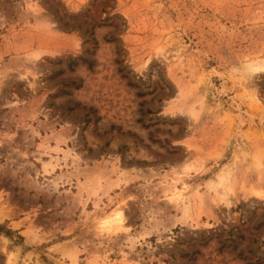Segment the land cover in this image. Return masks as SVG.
<instances>
[{
	"label": "rangeland",
	"instance_id": "374dc122",
	"mask_svg": "<svg viewBox=\"0 0 264 264\" xmlns=\"http://www.w3.org/2000/svg\"><path fill=\"white\" fill-rule=\"evenodd\" d=\"M254 190L264 0H0V264H264Z\"/></svg>",
	"mask_w": 264,
	"mask_h": 264
},
{
	"label": "bare ground",
	"instance_id": "6f19581e",
	"mask_svg": "<svg viewBox=\"0 0 264 264\" xmlns=\"http://www.w3.org/2000/svg\"><path fill=\"white\" fill-rule=\"evenodd\" d=\"M223 179H224L223 176H220V182H222ZM253 192H254V194H256V195H258V196H260V195L264 196V193H262L261 190H258V191H255V190H254ZM120 213H121V212H119V215H120ZM119 219L121 220V215H120Z\"/></svg>",
	"mask_w": 264,
	"mask_h": 264
}]
</instances>
